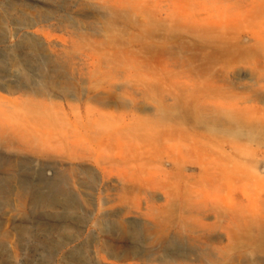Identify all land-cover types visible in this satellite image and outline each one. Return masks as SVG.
I'll return each instance as SVG.
<instances>
[{
    "label": "rangeland",
    "instance_id": "obj_1",
    "mask_svg": "<svg viewBox=\"0 0 264 264\" xmlns=\"http://www.w3.org/2000/svg\"><path fill=\"white\" fill-rule=\"evenodd\" d=\"M250 11L0 0V264H264Z\"/></svg>",
    "mask_w": 264,
    "mask_h": 264
},
{
    "label": "bare ground",
    "instance_id": "obj_2",
    "mask_svg": "<svg viewBox=\"0 0 264 264\" xmlns=\"http://www.w3.org/2000/svg\"><path fill=\"white\" fill-rule=\"evenodd\" d=\"M255 20L254 25L264 33V0H251V11ZM257 36H261V32H256ZM26 82H30L28 77H24ZM31 83V82H30ZM34 87V86H33ZM38 88V87H37Z\"/></svg>",
    "mask_w": 264,
    "mask_h": 264
}]
</instances>
